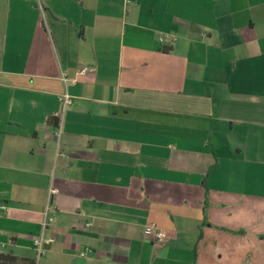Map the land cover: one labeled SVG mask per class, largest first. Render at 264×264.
I'll return each instance as SVG.
<instances>
[{
    "label": "crops",
    "instance_id": "1",
    "mask_svg": "<svg viewBox=\"0 0 264 264\" xmlns=\"http://www.w3.org/2000/svg\"><path fill=\"white\" fill-rule=\"evenodd\" d=\"M45 218L37 264H264V0H0V252Z\"/></svg>",
    "mask_w": 264,
    "mask_h": 264
},
{
    "label": "built area",
    "instance_id": "2",
    "mask_svg": "<svg viewBox=\"0 0 264 264\" xmlns=\"http://www.w3.org/2000/svg\"><path fill=\"white\" fill-rule=\"evenodd\" d=\"M89 69L90 68L87 66L82 67L80 69L79 73L87 72V71H89ZM62 79L65 80V77H63ZM59 100L62 103L63 109H64L65 105L70 104V102H71L70 96L66 92H63L60 95ZM58 134H59V132L57 130L55 132V135H58ZM56 192H57V190L55 188L49 189L50 195L54 194ZM48 221H49L48 218L44 219V221L42 222L41 231L32 240V243H33V246H34L35 252H36V259H35L34 264H37L38 258L44 253L45 245L49 244L53 241L52 237H45L43 234L44 227ZM85 225H90V223H86ZM142 231H143V235L148 237L155 244L164 243L166 238H167L165 231L153 223L145 224ZM84 253H85L84 251L80 252L81 255H83Z\"/></svg>",
    "mask_w": 264,
    "mask_h": 264
},
{
    "label": "trees",
    "instance_id": "3",
    "mask_svg": "<svg viewBox=\"0 0 264 264\" xmlns=\"http://www.w3.org/2000/svg\"><path fill=\"white\" fill-rule=\"evenodd\" d=\"M55 119L56 118H54V117H52L50 119V120H52V124L54 126L57 123V122H55ZM0 264H34V262L28 261V260H18V258L16 256H13V255H11L9 253H2V252H0Z\"/></svg>",
    "mask_w": 264,
    "mask_h": 264
}]
</instances>
